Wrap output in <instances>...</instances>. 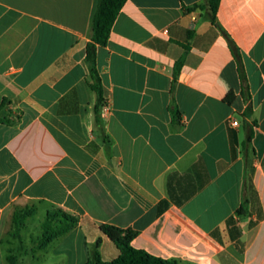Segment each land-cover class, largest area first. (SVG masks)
Segmentation results:
<instances>
[{"label":"crops","instance_id":"0c3cea01","mask_svg":"<svg viewBox=\"0 0 264 264\" xmlns=\"http://www.w3.org/2000/svg\"><path fill=\"white\" fill-rule=\"evenodd\" d=\"M208 1L126 0L96 50L103 141L98 0H0V264H86L97 240L110 262L102 225L178 264H264V0H218L214 22ZM56 209L77 221L41 247Z\"/></svg>","mask_w":264,"mask_h":264},{"label":"trees","instance_id":"16d2710c","mask_svg":"<svg viewBox=\"0 0 264 264\" xmlns=\"http://www.w3.org/2000/svg\"><path fill=\"white\" fill-rule=\"evenodd\" d=\"M126 0H98L97 7L91 22L90 41L85 46V62L88 67L87 83L95 95V103L93 105V131L105 141L103 133V119L101 112L104 106L103 99V85L96 66V50L98 47L106 45L111 27L117 17L119 11L122 9ZM218 7V0H209L205 4V9L212 22L215 20V14ZM177 65H180L177 64ZM246 88L244 82L242 83V95L244 97ZM233 95L229 94L226 97L227 102H232ZM249 110L245 115H248ZM1 124H13L15 120L1 117ZM250 143V138L247 137L243 144V150L246 152L247 146ZM243 207L238 211L241 214ZM30 214V211L17 213L13 216V225L15 230H19L22 221ZM76 219L62 210L56 209L48 212L41 225L42 236L40 239V246L44 247L55 238L62 236L69 232L76 223ZM100 231L112 241L117 249L119 255L110 262H102L99 257L100 240H97L91 251L90 258L86 264H178L173 260H165L158 257L151 256L143 251L135 250L131 247V241L135 238L136 232L126 229H119L110 225H102Z\"/></svg>","mask_w":264,"mask_h":264},{"label":"built area","instance_id":"2783aa9c","mask_svg":"<svg viewBox=\"0 0 264 264\" xmlns=\"http://www.w3.org/2000/svg\"><path fill=\"white\" fill-rule=\"evenodd\" d=\"M102 111H107V107L105 105L103 106ZM229 122H230V125L232 127H238V125H239V122L237 120H235V119H230Z\"/></svg>","mask_w":264,"mask_h":264}]
</instances>
